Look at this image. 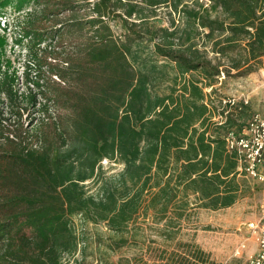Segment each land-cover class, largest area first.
<instances>
[{
    "label": "trees",
    "instance_id": "obj_1",
    "mask_svg": "<svg viewBox=\"0 0 264 264\" xmlns=\"http://www.w3.org/2000/svg\"><path fill=\"white\" fill-rule=\"evenodd\" d=\"M14 1L21 11L38 0H0V16ZM60 1L69 7L74 3ZM82 1L88 7L90 0ZM94 1L97 18L88 23L97 27V38L86 39L73 53H62V64H45L60 80H52L56 102L70 111L60 132L62 147L52 143L44 151L22 148L8 156L22 169L12 173L16 190L0 194V264H69L66 256L74 257L79 246L72 226L76 216L107 223L120 237L107 247L114 242L120 249L145 202L144 210L153 211L157 221L169 213L181 219L192 199L195 207L219 210L236 204L248 189L237 156L226 148L224 135L234 121L229 116L224 125L213 121V102L205 89L221 76H244L263 65L264 0ZM163 7L183 15L182 30L175 22L172 30L149 25L156 16L150 15ZM105 18L120 20L132 34L151 42L162 35V43H154L151 56L141 55L133 48L141 46L138 38L103 35L109 27ZM138 25H148L146 34L134 31ZM197 26L208 31V39L217 36L213 52L228 60L227 65L195 48ZM8 44L6 34H0V126L2 104L7 102L10 113L22 118L19 104L41 107L35 89L41 93L43 88L38 74L30 73L44 63L30 60L23 70L28 91L18 94L16 79L9 74L11 61H2ZM243 46L244 55H231ZM195 72L202 78L191 75ZM103 161L121 164L123 170L102 179ZM101 179L97 195H88L86 183ZM73 264L87 262L77 259Z\"/></svg>",
    "mask_w": 264,
    "mask_h": 264
},
{
    "label": "rangeland",
    "instance_id": "obj_2",
    "mask_svg": "<svg viewBox=\"0 0 264 264\" xmlns=\"http://www.w3.org/2000/svg\"><path fill=\"white\" fill-rule=\"evenodd\" d=\"M200 3L209 7L207 2ZM86 5L82 0H74L72 7L63 6L60 0H38L25 5L20 11L19 5L14 1L1 10L0 34H6L9 42L2 61H11L9 74L16 79L15 90L19 95L25 94L29 88L27 74H23L25 64L30 60H42L44 63L42 69H33L30 73L32 77L38 74L37 77L42 80V94L35 89V93L39 94L41 107L33 109L26 102L20 103L19 106L24 109L23 117L20 118L10 113L11 106L7 107V102L1 105L2 112L5 113L3 125L0 126L1 195L16 190L12 173L22 169L8 156L17 154L22 148L44 151L52 143L62 147L60 132L64 128V120L70 116V111L56 102L52 80H60L56 76L52 77L45 64H62L65 58L62 53H73L86 39L97 38V27L94 29L88 23L97 16L93 13V5ZM189 5L196 7L192 3ZM154 15L156 16L152 17ZM150 16L152 18L149 25L155 24L157 28L172 30L173 22L180 30L185 26L183 15L172 14L170 7L160 8ZM216 16L212 12V17ZM104 20L109 27L103 31V35L122 40L138 38L142 41L141 46L138 48V45H134L133 48L134 51L140 49L141 55L151 56L154 43H162V35L155 42H151L132 34V30L120 20ZM147 28L148 25H138L134 31L140 35L146 34ZM207 34V30L197 26L192 37L195 48L205 52L216 64L221 62L227 65L228 60L213 52V43L217 36L208 39ZM243 48L244 46L235 48L231 55H244ZM54 58H57V63ZM157 60L160 64L165 62L162 58ZM234 74L235 72L231 76L219 77L213 88H206L205 92L208 100L213 102V121L217 124L221 121L224 123V114L228 112V116L234 121L233 128H229L242 132L255 115L259 114L264 118V60L263 65L250 74ZM191 75L202 78L197 72ZM230 100H235L237 105L227 104ZM102 166V179L123 170V165L110 164L108 161H103ZM102 179L98 184L92 181L86 183L88 195H97ZM241 179L246 182L248 189L229 208H199L195 207L197 205L193 204L192 199L191 209L183 218H175L169 213L166 219L157 221L153 211L144 210L147 204L145 202L140 215L129 226L124 237L127 240L126 245L120 249L114 242L113 248L107 247L112 238L120 239L109 231L107 223L93 224L83 221L81 216H76L72 220V226L79 238V246L74 257L66 256L65 260L69 264L77 259H85L87 264H247L254 254L253 244H256L247 224L257 216L260 202L264 199V186L255 185L244 177Z\"/></svg>",
    "mask_w": 264,
    "mask_h": 264
},
{
    "label": "built area",
    "instance_id": "obj_3",
    "mask_svg": "<svg viewBox=\"0 0 264 264\" xmlns=\"http://www.w3.org/2000/svg\"><path fill=\"white\" fill-rule=\"evenodd\" d=\"M90 3L93 5L95 1L90 0ZM227 104L237 105L235 100H230ZM226 113L224 115L227 120L228 112ZM226 120L218 124L224 125ZM224 138L228 153L237 156L244 176L250 181L263 184L264 118L257 114L242 132L228 129ZM247 228L256 240L258 248L247 264H264V199L260 202L256 218L247 224Z\"/></svg>",
    "mask_w": 264,
    "mask_h": 264
},
{
    "label": "crops",
    "instance_id": "obj_4",
    "mask_svg": "<svg viewBox=\"0 0 264 264\" xmlns=\"http://www.w3.org/2000/svg\"><path fill=\"white\" fill-rule=\"evenodd\" d=\"M226 134V133H225ZM224 137H225V135H224ZM241 166L239 167V171H240V177H244L245 179H247L245 176H244V174L241 172ZM248 180V179H247ZM248 181H250V180H248ZM253 183L255 184V185H263L264 186V183L263 184H261V183H256V182H254L253 181ZM255 242H256V240H255ZM257 250H258V248H257V242H256V244H253V248H252V252L254 253L253 255H255L256 253H257Z\"/></svg>",
    "mask_w": 264,
    "mask_h": 264
}]
</instances>
